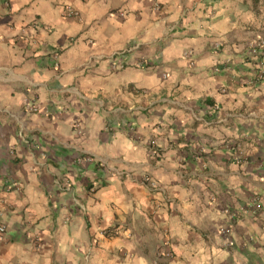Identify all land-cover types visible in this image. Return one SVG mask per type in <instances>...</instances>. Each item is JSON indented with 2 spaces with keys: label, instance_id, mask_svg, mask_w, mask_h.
I'll use <instances>...</instances> for the list:
<instances>
[{
  "label": "crops",
  "instance_id": "0c3cea01",
  "mask_svg": "<svg viewBox=\"0 0 264 264\" xmlns=\"http://www.w3.org/2000/svg\"><path fill=\"white\" fill-rule=\"evenodd\" d=\"M263 61L253 0H0V264H264Z\"/></svg>",
  "mask_w": 264,
  "mask_h": 264
},
{
  "label": "built area",
  "instance_id": "2783aa9c",
  "mask_svg": "<svg viewBox=\"0 0 264 264\" xmlns=\"http://www.w3.org/2000/svg\"><path fill=\"white\" fill-rule=\"evenodd\" d=\"M155 10L156 11H160V6H158L157 4L155 5ZM65 17L67 19H76L79 17V13L76 11V10H73L72 8H68L65 10ZM57 56V55H56ZM192 65H194V63H192ZM261 68H262V71H261V75H259L258 77V80H263L264 79V61L262 62L261 64ZM168 75L167 74H164V77L166 78ZM32 111H36V107L33 106L32 108H30ZM80 125L78 124L77 127H79ZM144 183L145 185L147 186V188L150 190H155L158 188V185L153 181L151 180L150 178H145L144 180ZM7 233V230H6V227L5 226H0V240L3 239V237L6 235ZM231 245V242H229Z\"/></svg>",
  "mask_w": 264,
  "mask_h": 264
},
{
  "label": "trees",
  "instance_id": "16d2710c",
  "mask_svg": "<svg viewBox=\"0 0 264 264\" xmlns=\"http://www.w3.org/2000/svg\"><path fill=\"white\" fill-rule=\"evenodd\" d=\"M255 4L264 3V0H253Z\"/></svg>",
  "mask_w": 264,
  "mask_h": 264
}]
</instances>
